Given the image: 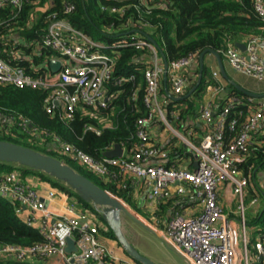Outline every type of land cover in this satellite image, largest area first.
Wrapping results in <instances>:
<instances>
[{"label": "built area", "instance_id": "obj_1", "mask_svg": "<svg viewBox=\"0 0 264 264\" xmlns=\"http://www.w3.org/2000/svg\"><path fill=\"white\" fill-rule=\"evenodd\" d=\"M27 1L29 0H0V13L12 6L17 10L13 17L17 16ZM149 1L152 0H140V3L146 5ZM254 6L257 13L264 16V0H254ZM103 8L112 12L124 10L121 6ZM74 9L73 2H65L62 12L69 13ZM47 22L42 46L50 48L54 54L48 56L45 62L32 65L33 72L37 74L27 71L26 67L15 61L21 57L32 59L41 55L40 48L35 47L27 52L11 42V35L0 36V82L49 89L45 98L47 109L59 110L62 118L70 120L80 105L106 107L112 101L113 93L109 92L108 84L115 79L116 58L111 51L130 45L151 48L153 61L145 70L144 96L150 113L138 119L137 133L142 142L133 153L129 156H103L98 159L71 144L62 143V147L97 174L112 173L110 166H115L123 174L130 173L144 179L150 187L151 196L156 199H167L176 193L180 197L179 210L170 216L162 232L186 257L188 264H240L242 256L244 264H253L249 260L247 246L242 256L240 254L236 241L239 230L236 216L226 212L220 202V187L229 183L238 196V218L245 234L244 195L251 184L253 170L250 175L242 174L239 164L247 158L252 132L264 120V97L249 96L248 99H243L251 103L249 115L239 133L229 142L225 140L227 128L236 125L234 115L241 113L247 104H243L238 96H233L218 111H215L212 104L204 106L201 115L208 124V130L198 144L189 142L197 156L196 166L188 168L169 165L165 162L169 156L168 150L151 142L146 127L155 116L166 118L160 95L164 83V65L156 45L138 31L122 34L121 39L112 43L96 41L59 11L50 13ZM221 54L234 70L264 81V38L250 37L245 51L234 43H229L221 50ZM197 57L196 54H190L169 62V82L174 94L183 93L187 83L181 69ZM52 58L62 61L57 72L50 67ZM214 75L218 76V72ZM128 79L120 77L115 80V84L120 85ZM209 87L218 89V86L212 84ZM12 119V116L0 112V120L3 122ZM22 119L21 125L26 128L29 121ZM116 175L114 172L113 176ZM254 194L252 202L257 204L260 192ZM0 195L18 204L17 211L21 217L28 225L37 228L44 238V241L30 245L0 244L1 257L24 261L58 256L63 264H114L119 260L103 240L100 225L90 217L88 209L72 204L63 212H57L48 205V201L56 195L55 189L42 192L36 184L24 179L19 170L0 169ZM188 205L198 206L197 211L187 214L185 209ZM69 237L75 240L77 247L70 253L66 250ZM255 249V258L262 259L264 232L255 242Z\"/></svg>", "mask_w": 264, "mask_h": 264}, {"label": "trees", "instance_id": "obj_2", "mask_svg": "<svg viewBox=\"0 0 264 264\" xmlns=\"http://www.w3.org/2000/svg\"><path fill=\"white\" fill-rule=\"evenodd\" d=\"M65 2H73L74 11L63 13ZM104 6H121L124 10L112 12L104 9ZM16 11L14 7L8 6L0 13V21L3 22L0 24V36L11 35V42L27 52L35 47L40 48L41 55L32 59L21 57L15 61L34 74L37 72H33L32 65L45 62L48 56L54 54L53 50L42 46L43 35L48 27L47 16L54 11H59L94 40L104 43L118 41L122 34L137 29L146 31L156 39L169 62L190 54L199 55L206 48L221 52L228 41L235 43L252 36L264 38V16L255 10L254 0H152L146 5L141 4L140 0H29L22 11L13 17ZM158 51L162 56L159 48ZM110 53L116 58L115 79L108 84L109 92L113 93L112 101L106 107L80 105L70 120L62 118L59 110L47 109L45 98L49 89L0 82V112L13 117L11 121L0 120V139L27 145L62 159L127 201L147 219L156 218L158 226L164 227L174 213L172 206L175 199L156 201L153 214L143 212L142 203L134 196L135 178L127 177L115 166H110L112 173L97 174L62 147V143H68L99 159L116 142L131 151L142 142L137 133L138 119L150 113V108L144 102L145 70L151 65L153 50L130 45ZM206 71L207 67L201 84L203 88L213 82L205 78ZM123 76L129 79L120 85L115 84V80ZM235 94L247 107L251 105L248 100H243L244 95L239 90L235 89ZM184 102L188 106L179 110L180 117L194 106V102L189 99ZM247 107L234 115L237 122L233 128H227L226 142L239 133L249 115ZM168 108L172 109L171 103ZM22 118L29 121L26 128L21 125ZM156 119L157 116L153 120ZM175 124L179 126V122ZM260 164L264 165V125L252 132L247 158L239 166L244 174L249 175ZM0 169H17L22 172V176L31 173L28 169L5 162H0ZM114 172L116 176H113ZM36 173L53 186L74 194L69 187L48 174L41 171ZM77 197L84 205H88L79 195ZM17 209L18 204L0 195V244L30 245L44 241L39 230L28 225ZM258 226L261 227V233L264 232V211L258 219ZM108 228L110 237L117 240L111 228ZM0 264H21V261L0 256Z\"/></svg>", "mask_w": 264, "mask_h": 264}, {"label": "crops", "instance_id": "obj_3", "mask_svg": "<svg viewBox=\"0 0 264 264\" xmlns=\"http://www.w3.org/2000/svg\"><path fill=\"white\" fill-rule=\"evenodd\" d=\"M247 41L248 39L247 40L243 39L240 42L247 43ZM229 43L231 42L228 41L226 45ZM161 57L163 60V56ZM222 59L224 63V68L226 69L227 74L231 78L236 80L239 84H241L243 87H245L250 91L256 93H264V81L255 79L245 73L234 70V68L230 65V63L225 59L223 55H222ZM151 60L153 61L152 58ZM163 65H164V60H163ZM205 67H207L205 78H207L208 80L211 79L213 80V82L209 83L205 88H203L201 85L204 78V72L200 84L197 85L201 74L199 55L197 59L192 61L187 67L181 69V73L187 78V83L184 87L183 93L179 95L173 93L172 85L170 84L168 77L169 89L176 96H183L188 94L189 91L194 86L197 85L194 91L192 92V94L188 95L187 97H184L181 100H175L170 97V95L166 92L165 80H164L160 95H161V102L166 113V118L163 119L157 116L156 120H151L148 123L150 140L151 142L161 147H164L165 149L168 150L169 156L167 159H165V162L169 165L183 166L188 168H194L196 166L197 156L190 143L198 144L208 130V124L201 115L202 108L207 104H212L215 111H218L223 105H225L226 102H229L233 96H237L235 94L236 88L234 87H232L228 95L226 96L223 95V93H225L224 92L225 88L227 87V85H229V81L221 72L218 58L214 53L209 52L205 55L204 69ZM215 72H218V76L214 75ZM251 78L257 80L256 81L257 83L254 84V86L249 85L248 80L246 81V79H251ZM210 84L218 86V89L215 90L214 88L209 87ZM242 94L244 95L243 99H248L247 97H249V95H246L244 93ZM165 99L167 100V102H164ZM187 99L193 101L194 106L193 108L185 112L184 116L180 117L179 110L187 108L188 104L184 102ZM170 103L172 104L171 110H169L168 108V105H170ZM246 107L247 106L244 105L243 110ZM247 108L249 110V106ZM176 122H179V126L175 124ZM263 125H264V120L262 121L261 126ZM261 126L259 128H261ZM123 147H124L125 156H129L132 154L133 150L132 151L131 149L129 150L128 148H126V146ZM173 148H176V150L174 151ZM22 168L31 171V173H28L27 175H23V178L36 184L42 190V192H46L49 189L56 190L55 197L48 201V205L57 212H63L64 210H66V208L69 205L72 204L76 205L78 208L88 209L90 211V217L94 218V220L100 225V231L103 240L108 245L110 250L114 252V254H116L119 258V260L115 261L114 264H129L130 262L135 263V261L131 257H129L128 254L125 252V250L123 249L122 245L120 244L117 238H116L117 245L113 242L115 239L111 238L110 235L108 234L109 226L104 221L100 209L98 208L99 206L85 200L83 197L79 195L88 204L86 206L77 197L78 195L77 192L73 191L72 189L71 190L73 191L74 194H69L65 190L57 186H53L49 181L48 182L53 187L46 184L44 185V182H42L43 179L40 177V175L36 173V170H32L26 167H22ZM254 168L255 169H253L251 184L250 186L247 187L244 195V202L246 205L245 234L242 229V223L238 218L239 214L237 212L238 210L237 206L239 203V198L236 194H234L233 188L229 183H225L220 187V202L223 204L226 212L236 216L235 221L237 223V226L239 227L236 241L241 256L245 247L247 246L249 250V260L253 262V264H264V257L260 260H257L254 256V253L256 252L255 242L258 240L261 234L260 231L261 227L258 226V219L264 211V165L261 166L260 164L255 166ZM241 173L244 174L243 170L241 171ZM125 175L130 178H135L134 196L138 199V201H140V203H142L143 206L144 205L148 206V208L152 212H154L155 203L160 199H156L151 196L150 187L146 183V181L130 173ZM255 192H260V200L257 204L252 202ZM169 199H175L174 205L172 206V208H174V212L179 210L180 197L176 193H174L170 198L163 199L161 201L167 202ZM149 200H151V202H149ZM188 206L189 207L185 209L187 214H191L197 211L198 209V206L195 205L193 206L188 205ZM248 223H249V227L247 228ZM158 224L159 223L157 221V225ZM164 227H159L160 231H162ZM105 228H107V230H105ZM118 247L120 248L121 251L117 249ZM49 259L50 258L44 260L47 261ZM241 260H242V264H244L243 256ZM50 264H63V262L60 257L54 256L51 257Z\"/></svg>", "mask_w": 264, "mask_h": 264}, {"label": "water", "instance_id": "obj_4", "mask_svg": "<svg viewBox=\"0 0 264 264\" xmlns=\"http://www.w3.org/2000/svg\"><path fill=\"white\" fill-rule=\"evenodd\" d=\"M144 33L161 51L164 60V80H165V88L166 92L170 95L171 98L175 100H181L184 97L192 94L194 89L198 84H200L203 72H204V59L205 55L209 52L214 53L219 61L220 69L226 79L229 81V85L225 88V93L223 95H228L232 89V87L236 88L240 92L254 96L257 98L264 97V93H256L250 91L239 84L236 80L231 78L224 68V63L222 59V54L220 51L206 48L199 54V62H200V79L196 86H194L188 94L183 96L174 95L168 86V77H169V60L165 54V52L160 48L156 39L150 35L148 32L137 29ZM236 46H238L241 50H246V43L236 41ZM62 65V61L58 58H52L50 60V67L54 72H57ZM32 125V123L30 124ZM103 155L106 157H120L124 155V147L121 143L116 142L112 148L107 149L103 152ZM0 162H5L9 164H13L15 166L26 167L32 170L41 171L43 173L48 174L52 178L59 180L63 183V185L69 187L73 191L77 192L78 195L83 197L85 200L92 202L93 204L99 206L100 212L104 221L113 231L115 237L118 239L120 244L122 245L125 252L131 257L135 262H140L141 264H162L154 261L147 255L143 254L138 250L128 238L123 225V215L129 217L134 222L141 225L146 230L150 231L154 235H156L169 249L177 253L180 257H182L187 263L186 257L181 253V251L163 234L162 231H159L152 227L147 223L142 217L136 214V212L132 211L130 207L127 205L125 200L116 196L109 190L103 188L96 182H94L91 178L86 176L85 174L79 172L74 167L63 161L62 159L53 156L51 154H47L45 152H41L35 148H32L27 145H22L10 140L0 139ZM60 182V183H61ZM75 240L72 237L68 238V245L66 250L68 253L76 250Z\"/></svg>", "mask_w": 264, "mask_h": 264}, {"label": "rangeland", "instance_id": "obj_5", "mask_svg": "<svg viewBox=\"0 0 264 264\" xmlns=\"http://www.w3.org/2000/svg\"><path fill=\"white\" fill-rule=\"evenodd\" d=\"M247 77V76H246ZM248 80L249 85L254 86L256 84L257 80L255 79H246ZM18 167V166H16ZM55 179V178H53ZM59 181V180H57ZM44 185H50L53 187L48 181L44 180ZM61 182V181H59ZM49 183V184H48ZM62 183V182H61ZM63 184V183H62ZM127 205L130 207V209L134 212H136L137 215L142 217L144 220L147 221L148 224H150L152 227L155 229L159 230V226L157 225V219H152L149 220L146 217H144L139 211H137L134 207H132L127 201H125ZM143 212H147L149 214H153V212L148 208L146 205H142ZM123 225H124V230L132 242V244L140 250L143 254L147 255L154 261L162 264H187L185 260L180 257L177 253L169 249L156 235L151 233L150 231L146 230L143 228L141 225L138 223L134 222L131 220L129 217L123 215ZM249 227V223L247 225V228ZM117 245V241H113ZM121 247V246H120ZM119 251L120 248H117ZM122 249V248H121ZM5 258V257H4ZM50 264L51 263V258L47 261L45 260H40V259H26L24 261H21V264ZM240 264H242V260L239 261Z\"/></svg>", "mask_w": 264, "mask_h": 264}]
</instances>
